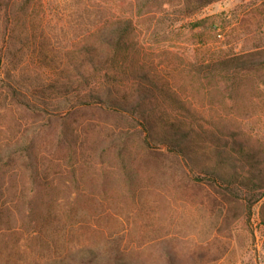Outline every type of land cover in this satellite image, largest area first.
Instances as JSON below:
<instances>
[{
    "label": "rangeland",
    "instance_id": "374dc122",
    "mask_svg": "<svg viewBox=\"0 0 264 264\" xmlns=\"http://www.w3.org/2000/svg\"><path fill=\"white\" fill-rule=\"evenodd\" d=\"M198 7L0 0V153L34 140L39 159L36 173L0 162V264H264V184L236 158L238 141L264 152V67L237 60L264 58V0ZM117 17L133 22L110 70L138 71L121 90L144 98L153 136L144 115L78 104L97 29ZM161 119L197 130L219 168L199 176L160 140ZM144 137L168 155L149 154ZM228 180L224 196L214 184Z\"/></svg>",
    "mask_w": 264,
    "mask_h": 264
},
{
    "label": "trees",
    "instance_id": "16d2710c",
    "mask_svg": "<svg viewBox=\"0 0 264 264\" xmlns=\"http://www.w3.org/2000/svg\"><path fill=\"white\" fill-rule=\"evenodd\" d=\"M190 1L195 2V0ZM214 1L216 0H198V8L210 4ZM195 10H197V8H194L189 12L192 13V11L195 12ZM108 20L109 18H107V21L104 23L103 26L99 27L101 29H97L99 32L93 46V49L95 51L93 52L94 55L87 58L91 63V68L93 69V72L90 74L91 87L89 95H84V97L81 98V101H79V107L83 109L95 107L103 109L105 111H110L115 114L127 113L131 116L133 114L144 115V120L142 121V125L144 124L143 128L144 130H147L148 136H153L154 131H156V124L150 118V113L152 112V110L145 109L143 107L142 101L144 100V98H141L140 94L137 93L136 90H134V95L132 96L131 94L121 90L127 77L128 79H137L136 73H138V71L134 69L133 73H129L127 75L125 74L127 73V71H125V73H123V76L125 77L120 78L119 74H121V72L110 70V68L114 67V69H117L119 65L124 64L123 62L119 61L121 58L119 56L121 50L127 48L126 38L128 36V33L130 32V24L133 22V19L117 17L114 20V23L117 26L114 27L111 25L112 28L107 31V28H109V26H107ZM123 21H127L126 27L122 26L121 23ZM110 49L114 50L115 54L111 55ZM124 58L126 59V57ZM87 59H81V64H84L85 60ZM237 60H239L238 62H240L239 66H242L243 68L255 67L260 69L264 67V58L258 55H253L249 58L239 57ZM128 67L129 66H127L126 69H130V67ZM82 75L85 74H81V76ZM145 76L146 75H142L143 78H145ZM139 81L141 80L139 79ZM161 123L163 125L164 131L162 129L158 130L160 140L167 143L170 148H175L178 152H180L182 158H184V160H187L188 163H193L197 165L199 168V176H201L200 174H207L211 172L214 173L215 169H213V167L219 168L218 162H220L221 160L215 162V164L213 165H209L206 162L210 161L211 157L209 155L207 156V154L205 153H201L198 150L200 144L198 140L201 137L197 130L192 127H187L186 125L182 124L179 120L172 121L170 123L165 119H161ZM33 142L34 140L30 143V146H27L22 150H8L5 153H0V162L5 164L20 159L22 161L20 163L21 169L29 170L30 172L36 173V170L38 169L39 159L34 151V147L32 146L34 145ZM218 143L221 146L229 145V142L224 139H220ZM237 143L238 147L236 148L238 154L236 155V158H238V160H241L243 163L248 162L251 166L250 168L254 170V175L257 177V179H259V181L263 182L264 184V152L256 149L247 150L243 141H238ZM143 145V147L147 149V152L151 155H168L166 151L154 148L147 137H144ZM224 155V162H227L231 165L234 160H232L229 154L225 153ZM220 177L223 178V180L226 179L224 173H220ZM229 182L230 181L228 180L226 185L214 184V187L216 191L220 194H224V196H230L233 193L228 191L227 189L230 185ZM262 196H264V192L260 195V197Z\"/></svg>",
    "mask_w": 264,
    "mask_h": 264
}]
</instances>
